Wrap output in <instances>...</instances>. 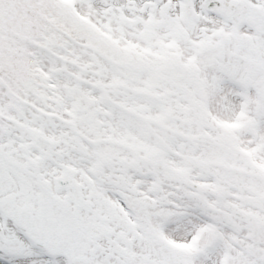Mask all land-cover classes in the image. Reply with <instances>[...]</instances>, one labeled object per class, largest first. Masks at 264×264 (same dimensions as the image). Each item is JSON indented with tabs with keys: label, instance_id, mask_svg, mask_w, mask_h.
Returning <instances> with one entry per match:
<instances>
[{
	"label": "snow or ice",
	"instance_id": "1",
	"mask_svg": "<svg viewBox=\"0 0 264 264\" xmlns=\"http://www.w3.org/2000/svg\"><path fill=\"white\" fill-rule=\"evenodd\" d=\"M0 264H264V0H0Z\"/></svg>",
	"mask_w": 264,
	"mask_h": 264
}]
</instances>
